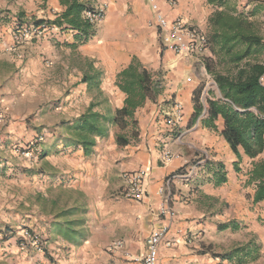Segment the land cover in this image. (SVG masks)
<instances>
[{
	"label": "crops",
	"instance_id": "crops-1",
	"mask_svg": "<svg viewBox=\"0 0 264 264\" xmlns=\"http://www.w3.org/2000/svg\"><path fill=\"white\" fill-rule=\"evenodd\" d=\"M69 1L0 0V106L11 118L15 117L18 102H41L42 90L51 89L50 84L55 80L69 88L67 102L56 109L55 119L72 123L93 101L87 92L92 85L83 81V77L98 74L97 71L100 72L99 91L118 93L116 102L108 99L112 108L110 114H113L124 99V94L114 84L115 76L132 59L148 69L164 67L166 71L163 79L158 73L154 75L163 86L155 102L147 100L134 112L138 130L134 143H128L122 150L115 149L114 143L107 149L105 143L100 142L103 137H96L92 149L85 153L80 145L58 138L56 134L60 135L61 130L56 127L52 132L55 138L44 144L43 157L36 164L40 169L38 176H42V172L53 176L56 171L65 176L71 173L72 166H80L88 171L87 183L95 182L92 188H86V193L95 194L97 204L92 207V215L99 224L89 227L87 247H106L111 237H119L123 247L116 252L108 251L112 262L107 260V264H142L140 257L145 250V238L153 228L162 225L167 229L158 244V264H235L219 260L212 253L226 252L249 240L259 246V257L245 264H264V199L253 200L255 181L249 178L252 163L264 160V149L254 158L240 150L237 169L234 167L238 159L221 135L222 118L214 121L216 127L205 122L203 97L210 76L204 58L208 52L196 57L161 48L153 24L157 7L168 19L178 16L188 20L194 7L200 10L203 5L210 15L212 7L226 10L236 4L237 12L263 21L264 43V0H222V3L176 0L174 9L169 8L165 0H157L156 7L151 4L152 0H104L103 20L96 25L89 24L95 34H90L91 31L84 34L65 23L55 24L60 29L53 37L45 36L13 47L18 23L59 18ZM77 1L83 9L91 0ZM55 49L64 55L61 62ZM76 58L81 60L78 67L74 64ZM58 63L66 69L62 78H57L54 72ZM260 81L264 85V75ZM206 95L210 97L207 92ZM79 100H84L80 109L76 107ZM174 102L181 103V117L178 124L170 128L164 120ZM196 102L203 106L197 115ZM37 117L33 120L40 119ZM6 134L7 128L2 131L0 126V139ZM114 137L113 130H108L107 138L113 142ZM3 147L1 144L0 150ZM202 149L210 154L208 163L201 164L193 182H184L181 173L197 161ZM165 150L171 153L168 161L161 160ZM217 163L222 165L226 179L221 183H216L213 177ZM136 170L148 173L144 197L132 200L116 196L114 192L121 185V172ZM167 206L168 212L164 210ZM46 247L44 252L23 251L9 238L0 241V255L12 253L4 258L8 264H51L56 244L47 241Z\"/></svg>",
	"mask_w": 264,
	"mask_h": 264
},
{
	"label": "rangeland",
	"instance_id": "rangeland-1",
	"mask_svg": "<svg viewBox=\"0 0 264 264\" xmlns=\"http://www.w3.org/2000/svg\"><path fill=\"white\" fill-rule=\"evenodd\" d=\"M173 1L174 4L169 6V0H165L168 7L172 9L177 8L176 0ZM151 4L156 7L158 1L152 0ZM235 6L236 4H234ZM201 7L202 9L200 10L194 7L191 10L192 17L187 21L201 28L208 36L210 46L204 58L205 65L206 61L210 58L217 60L211 51L210 34L213 27L210 23V17L218 10L212 7L213 12L207 15L205 6L202 5ZM234 7H226V11L229 13L237 12ZM156 9L160 10L158 7ZM249 20L252 22L251 27L253 31L262 36L263 21L257 18ZM90 31V34H95L94 29L91 27ZM55 53L57 57H60L58 61L61 62L64 58L62 51L55 49ZM259 56L264 59V49L260 50ZM46 61L49 64L51 63V60ZM74 64L78 67L81 64V60L76 58ZM56 66L57 68L54 69V72L57 78H62L66 69L61 63L56 64ZM216 70L223 71L224 69L220 64H216ZM152 71L158 73L161 78L166 73L164 67H158L152 69ZM97 73L99 74L100 72L97 71ZM208 73L210 78L208 79L206 92L210 97H214L215 95L220 97V92L214 82L213 75L210 72ZM98 74L95 75L98 76ZM50 87L51 89L48 91L42 90L41 102H29L28 100L18 102L15 117L11 118L9 113H7L5 121L0 123L2 131L7 128V134L0 139V145L3 144L4 146L0 150V161L2 162V170L0 171V241H6L10 238L9 235L5 234L11 228L25 226L43 235L46 246L47 241L56 244V247L52 250L51 264H107V260L108 262H112L108 257V254L111 253L106 250L107 246L97 248L92 246L87 247L86 244V240L90 237L89 227L94 228L99 224V220L95 215H92V207L97 204L94 200L95 194H93L94 192L91 194L86 193V188H92L95 183L94 181L87 183L90 176L87 175L88 171L86 168L72 166L71 173H66L65 176L62 172L58 171L53 176L43 172L42 176H38L40 169H37L36 164H31L32 162L30 161L20 159L13 153L14 146L24 145L36 134L44 132L46 134L45 141L41 146L43 157L44 144L55 136L52 132L56 127L61 130L60 135L56 134L58 138L63 140L66 138L73 142L71 135L66 130V125L62 124L64 121L56 120L54 113L57 106L60 105L62 107L64 106L62 102H67L65 99L69 88L55 82V80L50 84ZM87 92L93 98V101L90 102L96 104L94 110L103 113L106 117L113 115L110 114L112 108L108 99L116 102L118 99L117 91L104 94L99 91L98 87L92 85ZM206 92L203 102H206ZM82 102L84 100L77 101L76 107L82 108ZM149 102L155 101L149 100ZM156 102L162 101L157 100ZM36 115L40 119L34 121L33 118ZM110 129L115 134V140L113 142L112 140L110 141L107 138V133L103 138L99 137V139L102 138L100 142H104L107 149L109 145L113 146L115 143L116 147L114 148L122 150L124 146L117 145L116 134L129 135L131 126L128 127L126 133L109 123L108 130ZM136 139L131 140L129 144L134 143ZM109 162H112V159ZM114 163H117V161ZM92 180L94 179L92 178ZM71 181L76 182H74L75 184H71ZM117 192L118 189L114 192L116 196ZM118 238L111 237L110 241ZM46 248L44 251H46ZM224 253L225 251L217 250L212 253V256L217 257L219 260H228L221 257ZM11 254H1L0 264H8L4 258L11 256Z\"/></svg>",
	"mask_w": 264,
	"mask_h": 264
},
{
	"label": "trees",
	"instance_id": "trees-1",
	"mask_svg": "<svg viewBox=\"0 0 264 264\" xmlns=\"http://www.w3.org/2000/svg\"><path fill=\"white\" fill-rule=\"evenodd\" d=\"M209 1L222 3V0ZM81 10L82 5L77 0H71L59 18L48 22L56 25L65 23L88 34L90 26L81 20ZM210 23L213 27L210 34L211 51L217 60L208 59L205 67L212 73L220 97L206 98L205 122L216 127L214 121L218 117L222 118L221 135L238 159L233 163L237 169L240 150L249 158H254L264 149V85L260 81L264 75V59L259 56L264 43L262 37L253 31L252 22L241 12L218 10L211 15ZM216 64H220L224 70L217 71ZM154 75L155 72L151 69L132 59L115 76L114 84L124 94V99L121 107L116 108L111 117L94 110L96 104L90 102L72 123H62L66 125L75 145H80L88 153L95 144L96 137L107 135L109 123L125 133L131 126L129 135L116 134L117 145L125 146L136 139L138 130L135 110L147 100H156L163 90L161 80ZM83 81L98 87L96 75L84 76ZM198 100L197 98L196 101ZM202 108L201 102H196V115ZM221 167L219 163L214 165L216 171L213 172V177L216 183L226 180ZM249 174L250 180L255 181L253 200L260 201L264 199V160L253 162ZM259 250L257 243L249 240L230 248L221 257L232 260L235 264H245L257 259Z\"/></svg>",
	"mask_w": 264,
	"mask_h": 264
},
{
	"label": "built area",
	"instance_id": "built-area-1",
	"mask_svg": "<svg viewBox=\"0 0 264 264\" xmlns=\"http://www.w3.org/2000/svg\"><path fill=\"white\" fill-rule=\"evenodd\" d=\"M174 4L173 0H169V6ZM106 10V2L104 0H91L81 11V19L90 25H96L103 20ZM153 24L157 30L160 45L164 49H168L175 54L193 55L196 57L203 56L208 50L210 43L206 33L199 27L194 26L181 17L168 19L164 13L155 8L153 14ZM55 24L47 21H37L36 19H28L24 23H18L16 33H14V48L23 46L26 42L45 36L53 37L59 30ZM57 106L56 109H60ZM181 103L174 102L171 106L169 114L164 120L166 126L172 128L178 124L181 117ZM7 117V112L0 106V123H3ZM46 134L41 132L36 134L29 142L24 145H16L13 147V153L16 157L37 164L42 157L41 146L45 141ZM209 152L207 149L199 151L197 161L181 174L184 182H193L196 173L200 172V166L209 161ZM171 153L165 150L161 153V160L168 161ZM0 161V169L2 168ZM148 173L145 170L123 171L121 172V185L118 188L117 195L132 200H141L145 195V180ZM171 183V182H170ZM188 197V196H187ZM164 210L169 211L167 206ZM166 226L159 225L152 229L144 240V252L140 257L142 264H158V244L166 233ZM14 239L15 244L20 250H35L44 252L46 248L45 237L38 231L32 230L25 226L11 228L7 234ZM169 246L170 243H167ZM123 247L121 239H114L108 242L107 250L116 252Z\"/></svg>",
	"mask_w": 264,
	"mask_h": 264
}]
</instances>
